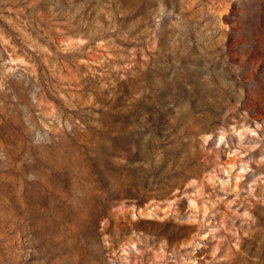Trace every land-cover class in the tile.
I'll return each instance as SVG.
<instances>
[{
	"label": "rangeland",
	"instance_id": "obj_1",
	"mask_svg": "<svg viewBox=\"0 0 264 264\" xmlns=\"http://www.w3.org/2000/svg\"><path fill=\"white\" fill-rule=\"evenodd\" d=\"M0 264H264V0H0Z\"/></svg>",
	"mask_w": 264,
	"mask_h": 264
}]
</instances>
